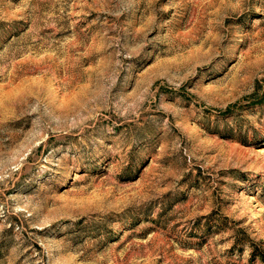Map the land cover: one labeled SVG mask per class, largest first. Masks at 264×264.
Listing matches in <instances>:
<instances>
[{"label": "rangeland", "instance_id": "rangeland-1", "mask_svg": "<svg viewBox=\"0 0 264 264\" xmlns=\"http://www.w3.org/2000/svg\"><path fill=\"white\" fill-rule=\"evenodd\" d=\"M264 0H0V264H264Z\"/></svg>", "mask_w": 264, "mask_h": 264}, {"label": "trees", "instance_id": "trees-1", "mask_svg": "<svg viewBox=\"0 0 264 264\" xmlns=\"http://www.w3.org/2000/svg\"><path fill=\"white\" fill-rule=\"evenodd\" d=\"M259 256H260L261 260L264 262V254L262 253Z\"/></svg>", "mask_w": 264, "mask_h": 264}]
</instances>
